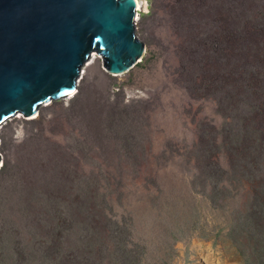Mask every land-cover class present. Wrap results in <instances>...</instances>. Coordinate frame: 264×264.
<instances>
[{"label":"rangeland","instance_id":"374dc122","mask_svg":"<svg viewBox=\"0 0 264 264\" xmlns=\"http://www.w3.org/2000/svg\"><path fill=\"white\" fill-rule=\"evenodd\" d=\"M140 1L139 63L0 128V264H264V0Z\"/></svg>","mask_w":264,"mask_h":264},{"label":"water","instance_id":"95a60500","mask_svg":"<svg viewBox=\"0 0 264 264\" xmlns=\"http://www.w3.org/2000/svg\"><path fill=\"white\" fill-rule=\"evenodd\" d=\"M136 5V0H0V128L18 113L34 117L41 105L68 100L87 82L81 71L94 50L114 74L139 63L146 45L135 32Z\"/></svg>","mask_w":264,"mask_h":264},{"label":"bare ground","instance_id":"6f19581e","mask_svg":"<svg viewBox=\"0 0 264 264\" xmlns=\"http://www.w3.org/2000/svg\"><path fill=\"white\" fill-rule=\"evenodd\" d=\"M136 7H137V16H139V10H141V8L143 7V5L141 4L140 0H136ZM146 6V4H144ZM37 117V115L35 116V118ZM2 165V164H1Z\"/></svg>","mask_w":264,"mask_h":264}]
</instances>
